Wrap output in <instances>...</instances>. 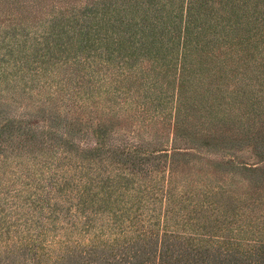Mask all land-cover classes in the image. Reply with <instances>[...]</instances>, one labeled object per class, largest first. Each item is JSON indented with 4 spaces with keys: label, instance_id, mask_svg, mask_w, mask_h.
Segmentation results:
<instances>
[{
    "label": "trees",
    "instance_id": "1",
    "mask_svg": "<svg viewBox=\"0 0 264 264\" xmlns=\"http://www.w3.org/2000/svg\"><path fill=\"white\" fill-rule=\"evenodd\" d=\"M43 1L0 3V138L7 131L18 139L10 136L7 145L0 141V264H42L40 257L49 264H91L90 256L101 264H147L155 260L151 258L155 249L158 263H167L173 248L193 251L192 242L178 241L182 233L168 229L173 217L179 224L182 221L181 230L187 232L191 214L206 213L197 222L207 235L214 228L208 218L213 217L214 225L229 224L233 211L216 200L226 189L213 173L222 170L207 171L202 164L212 165L198 151L189 165L192 154L179 152L173 144L187 139L195 148L185 151H195L211 145L205 139L223 138L230 129L244 130L241 120L250 109L255 111L257 94L248 84L228 87L242 77V73L232 74L238 72L241 57L264 38V29L256 26L264 25V17L250 14L253 0H223L227 3L222 9H215L213 0H85L81 11L70 0H60L63 7L52 4L44 17ZM220 49L227 51V60L214 58ZM172 74L176 85L171 92ZM214 81L218 85L213 91ZM116 99L123 100L121 111L141 126L169 124L168 143L156 138L145 144L107 143L108 131L101 121L94 131V156L116 155L126 169L99 166L92 173L94 167L58 158L56 140L70 146L75 132L66 127L59 131L61 108L86 114L92 107L111 115L116 113L112 109ZM19 105L35 110L16 113ZM11 107L13 116L5 110ZM35 118H43L45 125L34 128ZM193 134L200 136L198 142L192 140ZM36 138L42 151L39 157L27 155V166L36 172L45 169L54 177L15 187L21 178L14 168L24 164L18 151L32 152L26 147ZM100 162L109 165L110 161ZM180 162L187 166L183 173ZM197 164L198 169L190 168ZM65 165L68 170L59 171ZM162 168L168 174L165 187L158 179L143 183L136 175L151 178ZM159 195L164 201L163 219L155 224L156 208H147L145 226L142 205L159 203ZM54 199L69 204L62 216L58 210L65 206L59 208ZM72 199L78 203L73 205ZM137 218L140 225L134 221ZM246 226L250 225H242ZM48 236L52 240L45 244ZM213 236L208 242L215 240ZM179 256L191 264L190 254Z\"/></svg>",
    "mask_w": 264,
    "mask_h": 264
},
{
    "label": "rangeland",
    "instance_id": "2",
    "mask_svg": "<svg viewBox=\"0 0 264 264\" xmlns=\"http://www.w3.org/2000/svg\"><path fill=\"white\" fill-rule=\"evenodd\" d=\"M13 1V0H10ZM222 1V2H221ZM27 2V1H26ZM45 6L42 10L43 17L46 15V12L49 13L52 11V4H55V7L58 8V6L63 7L60 2V0H44L43 1ZM1 3V0H0ZM70 3L75 4V7L78 9V11L82 10V7L85 6L87 3L85 0H70ZM215 9H222L226 3L224 4L223 0H213ZM17 4H14L15 6ZM58 5V6H57ZM3 6L1 5L0 8ZM250 14L258 15L259 17H264V0H253V4L250 6ZM0 18H3V14H0ZM2 19H0L1 24ZM256 26L259 27V30L264 29V25L260 26L258 23H256ZM253 42L250 41L249 43ZM264 38L258 40V44H255V48L253 50H250L247 55L244 57L242 56L240 62V68L238 69V72H232V74H236L238 76L239 73H242V77H239L240 79H236L230 83L232 86L228 87L229 90H233L235 87H233L237 83L241 84H248L250 85L249 89L257 94V99L253 101V104L257 105L254 107L255 111L251 110L248 111L245 116L243 117L241 122L243 123L244 130L239 129H230V132H223V138L215 137L214 141L210 139H205L204 142L208 143L210 146L204 148L200 147L199 150H193L190 149V151H185L186 148H195L192 142H190L187 139L175 141L173 144V147H178L181 151L179 152H189L188 154H192L189 156V165H192L196 159L192 158L193 156H197V152H203L204 157L201 158L203 160H206L212 165V168L210 166H205V164H202L204 168L207 169V171H214L213 169H219L222 170L220 172H212L213 174L217 175L219 178L218 182L225 187V193L224 195L218 199H216L221 205H226L228 209H231L233 211L232 216L230 217L229 214L227 216L230 217L229 224H223L217 223L213 224L212 218H208L210 221V225H213L214 228H212V231H210V234L206 235V230H203L198 226L197 217H205L206 213L201 212H195L194 216L191 214V219L188 220L189 224L192 226H188L189 229L187 232L182 231V221L180 224L178 223L179 219L173 217L172 222L170 223L169 230H176L181 235V239L178 240L179 242H184L185 239L188 242H192L194 249L191 250H185L173 248L174 254L170 255V260L167 263H158L157 257H158V250L155 249V257L154 254L151 255V258L155 259L154 261L147 263V264H187L186 261L183 259V257L179 256L180 254L188 253L191 256V264H264ZM221 51L214 52V58L216 59H225L227 60L229 58V55H226L225 49H220ZM229 51V50H228ZM257 53H260L259 55ZM262 55L263 58H259V56ZM211 53H207V57H209ZM209 60V59H208ZM210 61V60H209ZM146 63V62H145ZM145 63H142L143 67H146ZM210 63V62H209ZM213 65V64H212ZM147 68V67H146ZM149 68V67H148ZM178 74V73H177ZM207 76V73L205 74ZM174 74H172V77L169 79V82L171 84V92L175 90L173 84ZM242 79V80H241ZM234 84V85H233ZM217 81H214L213 84L211 83L210 88L214 91L217 86ZM116 105L112 107L116 113H113L109 115V112H106L104 115H102V112L100 109H93L90 107L88 109V112L86 114H80V113H66L65 109H62V121L59 131H63L62 127H66L67 129H74V134L71 138V144L68 146V143L62 139H57L55 144V149L57 151V156L63 161H67L68 163L72 165H78L82 164L83 166H89L94 167V170L92 173L98 172L97 169H99V166H103V168L107 167L108 170L116 169V171H119L120 169H126L119 160L118 156H114L113 154H108V158L106 157H99L94 156V152L92 150H95L97 146L95 145L96 137L94 135V131L97 129V126L100 124L102 125L101 121L105 123V127L107 128V143L111 142H119V140H127L132 141L135 144L139 143H149L150 141L156 139H161L165 143L169 141L171 137V126L169 127V124H167L166 127L162 125H153V127H147L145 125L141 126L138 122L132 120L130 118V114L125 115L123 111H121L122 105V99H116L115 100ZM4 102V101H3ZM5 103V102H4ZM5 110H8V115H15L11 108H5ZM32 107H25L24 105H19L16 107L15 111L16 113L19 111H33ZM94 110V111H93ZM58 112V110H55ZM102 115V116H101ZM43 119V118H41ZM40 118H35L33 123L31 124L34 126V128L42 127L45 125V122H43ZM241 123V124H242ZM37 125V127H35ZM65 125V126H64ZM155 127V128H154ZM81 130V131H79ZM83 130V132H82ZM239 132V133H238ZM36 133V132H35ZM39 133H36V137H38ZM10 136H13L15 140L18 141L16 138V134H11L10 132H4L2 133V139L0 138V141H4V145H7V143H10ZM192 140L197 141L200 136L197 134L191 135ZM143 141H141V140ZM203 140H201L202 142ZM65 143L69 148H66ZM40 138H36L35 142L32 143L31 141L28 143L27 149H31L32 152L24 153L23 151L18 153H22L23 157L21 158L20 162H23V165L17 166L19 169L14 168L16 176L20 177L21 179L16 182L15 187H21L20 183H33L38 182V180L44 182L43 178L54 177V175L47 173L45 169H41L38 172L34 170V167H28L27 164H30L28 161V156H31L32 158L37 156L39 157L40 152L42 151V146L40 145ZM73 145V146H71ZM36 149V150H34ZM67 150V153H64L65 150ZM81 150H85V152H82ZM28 155V156H27ZM66 156L65 159H63ZM1 160H3L2 157H0ZM28 160H27V159ZM41 158V157H40ZM69 158V159H68ZM71 158V159H70ZM101 159L107 161L109 165H105V163L100 162ZM184 159V158H183ZM70 161V162H69ZM83 161H89L88 165H85ZM233 163H232V162ZM231 162V167L230 164ZM187 164V165H188ZM68 165V164H67ZM67 165L60 168L59 171H62L64 169L68 170L69 167ZM180 172L183 173L184 170H186L187 166H185L183 163H179ZM85 167V168H86ZM200 167L199 164L195 166H191L190 168L198 169ZM20 170V171H19ZM87 170V169H85ZM167 169H160L158 172H153L151 174V178H148V174H136L140 177V179L143 181V183H148L150 179H158L160 182L159 184L163 187L166 185V181L168 179V174L166 173ZM36 172V176H33L32 174ZM53 172V171H51ZM54 173V172H53ZM142 175V176H141ZM15 176V177H16ZM51 178V177H50ZM56 178V177H55ZM46 181V180H45ZM42 185V184H41ZM47 185V184H46ZM39 187V186H38ZM38 193H42L38 191ZM230 196V198H227ZM73 197V195H72ZM159 203L156 202H144L142 205V209L140 210V214H142L141 218L143 219L144 223L143 225L147 226V208H156V217L157 220H155V224H159L163 219V209L162 205L164 204L163 197L161 195L158 196ZM226 201L225 204L223 202ZM54 202L59 206L64 205V208H61L58 210L60 213V216L63 215V212L66 210V207L69 206V204H62V201L59 199H54ZM71 203L73 205L77 204L78 201L76 199H72ZM154 203V204H152ZM220 205V206H221ZM218 206V207H220ZM161 207V208H160ZM87 209V215H92V212L90 213V208L86 207ZM76 210L75 208H72V211ZM190 208L188 207V211ZM44 215H47V210L44 211ZM208 215V213H207ZM39 216V215H38ZM235 216V218L233 217ZM194 217V218H193ZM193 218V219H192ZM234 218V220H233ZM40 219V218H39ZM94 219V217H93ZM138 218L134 221L137 222ZM60 223H64L63 221H60ZM138 225L141 224V222H137ZM136 224V223H135ZM249 224V227H242V225ZM161 226H159L157 232H161ZM190 227V228H189ZM156 230V229H155ZM229 231H232L233 233H228ZM238 231L241 232V236L238 235ZM61 234V233H60ZM162 234V233H161ZM51 235V234H50ZM63 235V234H61ZM59 235V236H61ZM209 235V236H208ZM214 235V236H213ZM230 235V236H228ZM65 236V235H64ZM128 236V235H127ZM212 236L215 240L212 242H208L212 239ZM231 237V238H230ZM59 239H62V237H58ZM121 238V237H120ZM206 242L199 243L197 239H203ZM45 244H47V241L52 240L50 236L46 237ZM74 239V238H72ZM54 240V239H53ZM86 243V242H85ZM153 252V253H154ZM180 253L177 255L176 253ZM203 255L204 263H201V256ZM185 256V255H183ZM42 264H49L48 259L46 257H40ZM194 259H199L197 263H195ZM92 263L91 264H101L100 261H98L96 258L90 256L89 260ZM208 261V262H207ZM31 264L34 263V261L30 262Z\"/></svg>",
    "mask_w": 264,
    "mask_h": 264
}]
</instances>
